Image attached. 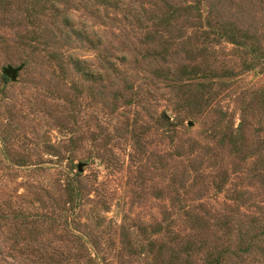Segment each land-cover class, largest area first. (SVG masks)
<instances>
[{
    "label": "rangeland",
    "instance_id": "374dc122",
    "mask_svg": "<svg viewBox=\"0 0 264 264\" xmlns=\"http://www.w3.org/2000/svg\"><path fill=\"white\" fill-rule=\"evenodd\" d=\"M0 264H264V0H0Z\"/></svg>",
    "mask_w": 264,
    "mask_h": 264
},
{
    "label": "trees",
    "instance_id": "16d2710c",
    "mask_svg": "<svg viewBox=\"0 0 264 264\" xmlns=\"http://www.w3.org/2000/svg\"><path fill=\"white\" fill-rule=\"evenodd\" d=\"M5 75V74H4ZM8 76H4V80L7 81L8 80ZM159 121L161 123L162 126H166V127H172L173 129L177 128V127H183L186 123V119H181L178 117H175L173 120L170 119V116L168 115L167 112H163L160 117H159Z\"/></svg>",
    "mask_w": 264,
    "mask_h": 264
},
{
    "label": "water",
    "instance_id": "95a60500",
    "mask_svg": "<svg viewBox=\"0 0 264 264\" xmlns=\"http://www.w3.org/2000/svg\"><path fill=\"white\" fill-rule=\"evenodd\" d=\"M22 69V66L14 67L12 65L5 66L3 68V73L8 76L12 81H16L18 78L19 71ZM193 121H188V126H193ZM79 169L82 170L81 166H79Z\"/></svg>",
    "mask_w": 264,
    "mask_h": 264
}]
</instances>
